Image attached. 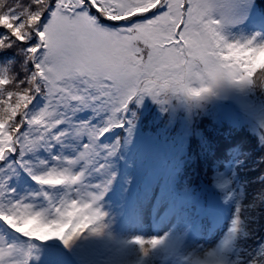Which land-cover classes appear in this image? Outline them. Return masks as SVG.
I'll return each mask as SVG.
<instances>
[{
  "label": "snow or ice",
  "instance_id": "6c2138e0",
  "mask_svg": "<svg viewBox=\"0 0 264 264\" xmlns=\"http://www.w3.org/2000/svg\"><path fill=\"white\" fill-rule=\"evenodd\" d=\"M250 3L0 0V221L11 237L0 239V264H31L34 249L48 241L63 245L58 257L49 250L50 264H79L85 246L111 238L103 199L137 120L130 105L145 97L167 114L159 131L172 133L182 154L191 149L203 158L209 175L215 126L228 119L234 129L248 127L247 105L264 106V63L232 55L264 50V32L241 34ZM225 102L242 118L222 116ZM106 133L111 143L102 141ZM223 159L232 178L216 172L212 181L235 211L219 243L195 264H264V126L254 144L236 141ZM29 178L40 191L21 195L16 185ZM45 186L66 191L56 198ZM180 192L189 207L211 197L194 192L188 177ZM146 199L163 194L149 191ZM173 228L180 229L179 217ZM17 233L30 242L21 244ZM168 235H134L131 243L148 256Z\"/></svg>",
  "mask_w": 264,
  "mask_h": 264
}]
</instances>
